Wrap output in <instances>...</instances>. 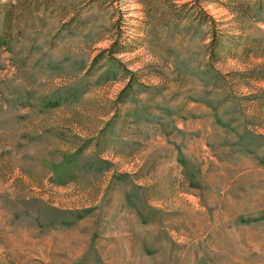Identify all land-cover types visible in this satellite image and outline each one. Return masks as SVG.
Wrapping results in <instances>:
<instances>
[{
  "label": "rangeland",
  "instance_id": "374dc122",
  "mask_svg": "<svg viewBox=\"0 0 264 264\" xmlns=\"http://www.w3.org/2000/svg\"><path fill=\"white\" fill-rule=\"evenodd\" d=\"M0 264H264V0H0Z\"/></svg>",
  "mask_w": 264,
  "mask_h": 264
}]
</instances>
